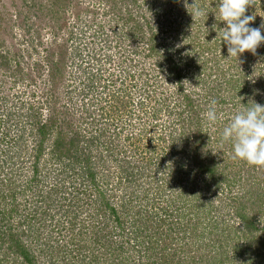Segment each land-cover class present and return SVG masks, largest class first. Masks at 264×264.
Here are the masks:
<instances>
[{
  "label": "rangeland",
  "instance_id": "374dc122",
  "mask_svg": "<svg viewBox=\"0 0 264 264\" xmlns=\"http://www.w3.org/2000/svg\"><path fill=\"white\" fill-rule=\"evenodd\" d=\"M116 5L119 9L124 8L120 13L123 12L122 16L125 19L117 18L119 9L116 10ZM197 7L207 12L206 17L193 18L191 13ZM216 7L219 9V0H0V207L10 209L12 198L9 193L16 191L14 198L20 204L16 220H21L25 214H31L29 208L35 205L36 200L37 202L42 201L41 198L51 191L50 188L54 184L51 182L54 181L53 179L66 177L65 187L59 189V192L51 193L50 197L54 202L47 208L50 217L46 221V226L41 228L43 234L36 237V243L32 242L33 251L41 258L45 242L49 243L47 245L52 251H55L53 245L59 244L57 238L61 230L63 215L57 210V206L63 194L67 195L66 193L72 190L74 185L71 184V180L79 182L80 179L74 174L80 168L79 163L73 162L72 159L57 161L52 155L51 150L55 148L53 144L55 138L64 136L67 142L69 136L76 130V133L81 135L80 141L77 140L74 144L78 145L80 150L76 151V154L78 155V152L89 153L91 166L99 165L97 159L100 158V154L103 159L109 158L106 152L107 147L113 146L117 160H123L117 156L120 152L123 154L122 157L130 160L133 165L142 167V164L148 165L151 160L150 166H147L148 169L158 171L162 175L163 184L172 181L167 175L169 166H165L166 164L161 161L163 153L170 151V148L165 146L162 140H158L161 146L157 145L156 138L168 123V108L175 106L179 97L173 92L172 87H162L165 88L163 90L160 87V81L156 85L147 82V75L153 73L150 71L152 65L160 57L157 56L158 54L153 53L152 57L145 59L144 55L135 57L127 51L130 50V45H143L138 39L136 40V36L140 35L138 34L139 27L144 29L146 38L150 34L155 36L156 32H159L158 37L169 36V40H171L170 37L176 35L178 44L182 47L189 43L191 38L188 39L189 34L192 36L195 33L201 34L203 38L209 34L210 39L207 42L214 43L211 47L215 48L216 45L217 48L219 42L214 41L213 37L215 39L218 36L220 39L217 25L221 20L216 16L219 14L216 12ZM245 14L255 16L249 26L259 27L264 22V0H255V5L248 7ZM136 25H139L138 32L134 30ZM86 26L92 27L95 32L97 30H107V32L101 34L96 42H92L88 38L95 36L83 31ZM261 34L264 35V29H261ZM158 37L156 39H160ZM221 45L227 48L225 43ZM94 53H97L98 70L92 72L89 67L79 66L77 69L82 72L81 82L78 86H70L78 80L73 69L75 62L83 61L85 54L90 55L89 61H91ZM259 53H261L260 56ZM98 54L104 57L101 56L102 58L99 59ZM262 56H264V43L256 49L255 54L245 51L237 60L234 59L231 64H234L233 67L229 66L230 62L225 63V69L228 70L220 72L216 76L217 79L233 77L230 83L223 85L226 91L221 92L220 90V96L225 98L237 82L235 87L242 86L240 76L250 80H258L261 76V81H264ZM229 59L231 60L232 57ZM70 66L72 71H67L65 67ZM89 71L90 74H86ZM234 78L237 82H234ZM146 82L147 85H145ZM105 83L108 84L114 96L110 98L113 99L112 105L107 109H102L106 101L99 97L106 93L101 89ZM251 83L259 84V82ZM166 84L165 82L162 85ZM122 86L125 87L122 88ZM153 86L156 93L152 89ZM209 87H217V85L213 83ZM85 88L89 91L86 92ZM149 91H153L154 97L150 104L146 103V110L143 111L144 113L149 110V113L142 115L141 106H137V103L143 100L144 93V98L148 100ZM70 93H76L79 98L75 100V105L68 96ZM204 94H208L206 98ZM91 95L98 99L96 103H92V106L90 104ZM200 96L202 98L197 102L195 111L201 118L202 130L207 133L206 138L210 136L212 140L209 147L214 148V152H224L219 155L222 167H224L231 161L232 145L229 144L220 149L216 145L217 132L223 130L220 125L224 127L230 122L233 110L229 111L230 107L227 110L222 106V108H217L216 105L218 116L222 113L224 119H218L215 125H209L203 114L209 108L206 101L211 102L214 94L207 89L203 93L201 91ZM79 101H84L85 109L89 110L87 114H85L87 110H77ZM154 101H159V107ZM135 103L136 106L133 105ZM94 106L100 110L94 111ZM135 108L136 112L138 110L137 114ZM126 109L128 113L131 111L135 115H128ZM34 111L36 114H41V121L46 120L41 123L47 124V137L42 145L41 161L38 163V181L27 183L32 172L31 163L34 160L32 144L38 137L36 131L40 126L37 123L33 124L31 120ZM133 117V121L130 120ZM51 120H54V123ZM93 132H96L98 136L96 141L92 137ZM185 133L190 132L185 131ZM66 146L64 144L63 149L67 148ZM67 163L75 169L65 167ZM234 164L239 165V159L235 160ZM239 167L233 166V171H230L231 175L235 174ZM164 168L168 169L164 170ZM107 170L109 183L105 187L106 191L120 193L127 186V182L121 181L117 172L113 171L114 168L113 170L107 168ZM262 172L263 170L255 168L250 175L246 176L240 168L239 175L233 183L242 186V190H237L236 186L233 192H229L224 185L221 189H214L212 186L208 189L206 185L208 179L204 175L201 176L192 171L186 177L185 172L182 171L183 176L178 175L177 181L174 182L176 184L165 194L177 196L186 202L184 205L179 203L181 208L167 219L170 225L160 226L162 230L173 232L172 236L166 239H175L165 246L166 239L161 241L162 243L159 242L158 227H152L155 230L148 237H152L151 242L156 246L154 245L155 250L152 254L146 251L145 258L147 257L146 259L150 261L155 258L159 260L166 253V260L170 258L172 260L171 253L175 248L176 256L173 260L177 264H180L182 259L189 261L188 264H231L230 261L227 263L228 260L223 263V261L218 262L214 256L212 257L214 254H221L224 250L223 246H230L234 235L241 234L234 230L240 221L234 217V208L229 195L244 194L249 188H255V184L263 176ZM133 184L139 188L142 186L136 182ZM133 184L132 187H134ZM29 185L31 188L28 189ZM120 201L121 199L114 204H119ZM134 203H138V200H134ZM134 203L133 205H137ZM164 211L167 215L171 214L169 208H165ZM256 220L259 228L264 226V218L259 214L256 215ZM27 221L28 218L24 224V230L39 231L33 223L34 226L28 228ZM70 235H65V242L74 240L70 238ZM48 238L50 241L47 240ZM238 239V237L234 239L238 248L234 255L237 256L238 261L246 260L245 264H263L262 256L259 255L256 259V256H253L256 255L254 249L257 245H248L246 240ZM162 245H164V250L160 249ZM240 247L244 255L240 253ZM128 257L129 259L136 258L135 250L130 249ZM191 257L195 260L193 263H190ZM209 259H211L210 262H208ZM160 260L163 262L162 259Z\"/></svg>",
  "mask_w": 264,
  "mask_h": 264
},
{
  "label": "trees",
  "instance_id": "16d2710c",
  "mask_svg": "<svg viewBox=\"0 0 264 264\" xmlns=\"http://www.w3.org/2000/svg\"><path fill=\"white\" fill-rule=\"evenodd\" d=\"M217 7L216 12L219 13ZM117 9L119 8L116 5ZM120 9L117 18L125 19L122 16L123 12L122 14L120 13L124 8ZM103 12L106 13V11ZM216 16L220 18L219 14ZM138 26L136 25L134 28L137 32ZM224 27L225 22L219 21L217 31L221 32ZM106 32L107 30H97L94 34L100 37L101 34ZM158 33L156 32L155 36L154 34H150L146 38L144 29L139 27L138 34L140 35L136 34V40L138 39L143 45H130V50L127 52L135 57L145 55L146 53L149 57H152L153 53L158 54L157 56L161 58L159 57L153 65L151 64L152 69L150 71L153 73L152 75L150 73L147 75V82L149 81V84L155 83L156 85L160 81L161 88L172 87L174 89L173 92L179 97L176 105L168 108V123L165 124L163 132L156 138L157 145L161 146L158 140H162L165 146L170 148V151L163 153L161 161L166 164L165 166H169V172L168 168H164V170H167V175L170 176L172 181L163 184L162 175L158 171L148 169L147 166H150L151 160H149L148 165L142 164V167L141 165H133L130 160L122 157L123 154L121 152L117 153V156L123 160H117L113 146L107 147L106 152L109 158L103 159L102 154H100V158L98 157L97 159L99 165L91 166V156L89 153L78 152V155L76 154V151L80 150L78 149V145L74 144L77 140L80 141L81 138V135L76 133V130L69 136L67 142H65L64 136L57 137L53 141L55 148L51 150L54 158L61 162L72 159L73 162L80 164L77 173L73 172L80 178L79 182L71 180V184L74 185L72 190L66 193L67 195L63 194L57 206V210L61 211L63 215L61 230L57 238V243L59 244L53 245L55 251H52L50 246L47 245L49 243L45 242L47 246H44L41 258L39 254L33 251L32 242H35L41 233L43 234L41 228L46 226V221L50 217L47 208L54 202L50 197L52 196L51 193L59 192V189L65 187V176L59 177L56 180L53 179L54 181L51 182L54 184L50 188L51 191L41 198L42 201L37 202L36 200L37 203L35 202V205L29 208L31 214H25L21 220H16L17 214H19L18 206L20 205L14 198L16 191L9 193L12 198L10 209L0 207V264H177L173 260L176 256L175 248L173 253H171L173 255L172 260L168 257L169 260H166V253L163 255V258H160L163 262L156 258L151 261L146 259L147 257L145 258L146 251L152 254L156 246V244L151 242L152 237H148L155 230L152 227H158L157 231H160L158 232L159 242L165 240L167 237H171L173 234L172 230L168 232L162 230L160 226L170 225L171 223H167V219L173 216V213L176 214L181 208L178 205L179 203L184 205V202H186L185 200H180L177 196H168L165 193L176 184L174 182L177 181L178 175L183 176L182 171L185 172L186 177L192 171L201 176L204 175L208 179L206 183L208 189L210 186L214 187V189H221L224 185L225 189L233 192V188L237 186L236 183H233V180H236V177L239 175L240 168L245 172L246 176L250 175L255 168L263 170L261 173L263 176L255 184L256 187L253 186L255 188H249L244 194L229 195L231 205L234 208V217L240 221V224L234 227V230L241 234H238V236L234 235L232 237L233 243L230 246H223L224 250H222L221 254H214L212 257L214 256L218 262L223 261L225 263L228 260L227 263L230 261L231 264H245L246 260L239 262L237 256L234 255L238 250L236 247L237 242L234 239L238 237L239 239L246 240L248 245H257L254 249L256 255L253 256H256V259L260 255L264 260V226L259 228L256 220V215L258 214L264 218V167L249 165L242 160H239L240 164L236 165L234 164L235 160L232 158L229 164H225L222 167L221 156L219 155L224 154V152H214V148L209 147L212 140L210 136L208 139L206 138L207 133H204L202 130L201 118L198 117L199 114L195 111L197 109V102L202 98L200 92L202 91L203 93L207 89L214 94L213 97L217 101V108L223 107L227 110L230 107L228 110H233L232 114H235L241 107H251L254 102L264 105V81H261V76L258 80H250L240 76L239 79H242V81L239 82L243 85L235 87L238 82L234 78V82H237L233 85L234 89L230 86L231 90L223 98L220 96L219 91H226L223 85L230 83V79L233 76L219 79L216 76L220 72L228 70L227 68L225 69V63L230 62L229 66L233 67L234 64H231L235 58L229 59L231 57H228L227 48L221 47V43H224L221 38L219 39L217 36L214 39L213 37V40L219 42V45L217 48L216 45L215 48H212L211 46L214 43L209 44L207 42L210 39L209 34H206L204 38L201 34L197 35L195 33L193 36L189 34L187 35L188 39L191 37L189 43L187 46L184 45L182 47L178 44L176 35L170 37L171 40H169V36L161 34L162 36L158 37ZM132 34L134 35V31H132ZM156 37L160 39H156ZM260 55L261 53H259ZM262 57L264 61V56ZM248 61L250 60L248 59ZM149 78L151 79L149 80ZM147 82L145 85H147ZM165 82L167 86L162 85ZM251 82H259V84L253 85ZM213 83H216L217 87L210 88L209 85ZM152 89L156 93L154 86ZM153 91H149L148 100L144 98V93V101L141 100L137 103V106H141L142 115L149 113V110L144 113L143 111L146 110V103L150 104L152 101L151 99L154 97L152 95ZM207 95H205V98ZM156 102L154 101L159 107V101ZM133 105L136 106V103ZM206 105L207 107L210 106L208 100L206 101ZM125 111L130 116L135 115L131 111L128 113V109ZM139 114H141L140 111ZM33 115V119H31L33 124L37 123L40 126L36 131L38 137H36L35 143L32 144L34 160L31 163L32 172L30 178L26 181L27 183L38 181V163L41 161L42 145L47 137V124L41 123L46 120L41 121V114H36L35 111ZM133 119L134 117L130 120L133 121ZM51 122L54 123V120H51ZM220 127L223 128L221 125ZM185 131L190 133L186 134ZM221 132V130L217 132L216 145L222 149L226 145L231 144V152H233V143L231 141L225 142L223 147H221ZM91 134L96 141L98 139L96 132ZM64 144L65 146L68 144L69 147L66 146L67 148L63 149ZM90 144H93V142H90ZM184 161H186L185 164ZM66 166L71 170L75 169L71 168V165L68 163L65 164ZM233 166L240 167L235 174L231 175L230 171H233ZM107 168L109 170H113L114 168L113 171L117 172L121 181L127 182V186L120 193L106 191L105 187L109 183L107 180L109 175ZM139 169L143 170L140 171ZM135 182L142 186L140 188L136 187V185L134 186L133 183ZM132 184L134 187H132ZM29 186L28 189L31 188V185ZM240 189L242 190V186H237V190ZM246 196H249V198H246ZM120 199L119 204H114L119 202ZM136 199L138 203H134ZM133 203L137 205H133ZM165 208L171 210L170 215L166 214ZM27 218L28 228L35 225L39 231L24 230L25 228L23 227H25L24 224H26ZM66 234H71L70 238L74 240L65 242L64 237ZM173 239L175 238L166 239L164 241L165 246ZM47 240L50 241L49 238ZM130 249L135 250L137 253L136 258L129 259ZM160 249L164 250V245ZM239 251L244 255L241 247ZM255 259H252L253 263ZM193 261L195 260L191 257L190 263H193ZM210 261L211 259L208 262ZM187 262L189 263V261L182 259L180 264H188Z\"/></svg>",
  "mask_w": 264,
  "mask_h": 264
},
{
  "label": "clouds",
  "instance_id": "9594fccd",
  "mask_svg": "<svg viewBox=\"0 0 264 264\" xmlns=\"http://www.w3.org/2000/svg\"><path fill=\"white\" fill-rule=\"evenodd\" d=\"M254 5L255 0H219V16L220 20L225 22V27L218 35L227 45L228 57L237 60L245 51L255 54L256 49L264 43V35L261 34V29H264V22L259 27H251L249 24L251 21H254L255 16L245 14L247 8ZM206 13L203 9L197 7L191 14L194 18L206 16ZM92 58L95 60L97 56L94 54ZM65 69L72 71L68 67H65ZM75 74L78 80L74 85L70 86H78L81 82L80 74L76 72ZM90 87L92 88L91 85ZM101 89L106 91L104 96L99 97L106 101L102 109H107L108 106L112 105L113 99L110 98L114 94L108 88L107 83L103 84ZM86 90V92L89 91V89ZM72 94L75 95L72 96ZM68 96L72 99L74 105L75 100H79L76 93H70ZM91 97L90 104L92 106V103H96L98 99L93 98L92 95ZM95 99L96 101H94ZM216 105L217 101L215 99L211 100L208 110L203 114L209 125H215L218 119H224L222 113L218 116ZM80 109L87 110L85 109L84 101H79L77 110ZM99 110L94 106V111ZM228 141H232L233 143V152L231 153L233 160L239 159L247 162L249 165L264 167V105L254 102L251 107H241L238 109L230 117V122L223 127L221 132V147Z\"/></svg>",
  "mask_w": 264,
  "mask_h": 264
},
{
  "label": "built area",
  "instance_id": "2783aa9c",
  "mask_svg": "<svg viewBox=\"0 0 264 264\" xmlns=\"http://www.w3.org/2000/svg\"><path fill=\"white\" fill-rule=\"evenodd\" d=\"M83 31H85L87 34L88 33L94 34V32H95V31L92 30V27H88V26L84 27V30ZM94 36L95 37L88 38V40L89 41H92V42H96L98 40L99 36L97 34H94ZM94 54L97 56V53H94ZM98 56H99V54H98ZM101 56H102V54H100L99 59L102 58V57H104V55L102 57ZM89 58H90V55L89 54H85V58H84L83 61L80 60V62H78V61L75 62V65L73 66V69H74V71L77 74H81L82 73L81 70L79 71L77 69L79 66L81 68H87V67H89L90 68V71H92V72H96L98 70L99 65L97 64V59L92 60L93 59L92 58L91 61H89ZM85 60H87V61H85ZM84 65L86 67H84ZM68 68L71 69V66L68 67ZM90 71L87 72L86 74H90Z\"/></svg>",
  "mask_w": 264,
  "mask_h": 264
},
{
  "label": "flooded vegetation",
  "instance_id": "af4514ba",
  "mask_svg": "<svg viewBox=\"0 0 264 264\" xmlns=\"http://www.w3.org/2000/svg\"><path fill=\"white\" fill-rule=\"evenodd\" d=\"M144 58H145V59H148V58H149V56H148L147 53L144 55ZM115 81H116V80H115ZM123 87H125V86H122V88H123ZM122 95H123V94H122ZM120 102L124 103L123 101H120Z\"/></svg>",
  "mask_w": 264,
  "mask_h": 264
}]
</instances>
